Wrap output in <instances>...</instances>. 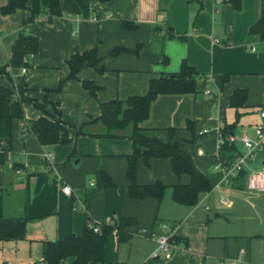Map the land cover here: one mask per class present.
I'll return each instance as SVG.
<instances>
[{
    "label": "crops",
    "instance_id": "obj_1",
    "mask_svg": "<svg viewBox=\"0 0 264 264\" xmlns=\"http://www.w3.org/2000/svg\"><path fill=\"white\" fill-rule=\"evenodd\" d=\"M6 2L0 0V8ZM89 5L98 20L41 15L27 28V9L0 11V65L8 62L20 32L38 39L31 66L24 73L10 68V78L1 75L0 84L14 89L23 81L26 98L45 102L43 109L22 103L23 120L13 122L12 151L0 164V215L27 218L23 238L0 241V264L40 263L44 241L81 235L88 223L118 224L122 216L135 220L131 236L122 242L114 232L107 237L104 264H264V189L248 190L246 178L222 182L217 133L235 121L236 135L261 122L264 34L251 31L261 0H240L238 8L229 0H89ZM92 48L97 66L84 64L77 78L68 77L69 57ZM183 61L197 71L195 91L158 94L138 126L147 137L179 142L212 188L199 193L195 205L178 204L172 186L187 183L189 176H176L169 158H151L145 165L139 157L136 183L158 180L166 188L161 200L133 198L127 178L132 124L108 129L98 119L99 102L145 95L150 79L177 72ZM83 80L97 86L95 97ZM236 89L247 91L238 119L230 106ZM57 116L67 125L68 142L42 145L32 134L18 133L23 122ZM204 129L209 131L201 133ZM263 161L264 149L249 165L258 169ZM98 169L113 187L95 188ZM65 185L69 194L62 192ZM163 224L173 231L168 259L162 251L152 255L158 247L148 236L162 233Z\"/></svg>",
    "mask_w": 264,
    "mask_h": 264
},
{
    "label": "trees",
    "instance_id": "obj_2",
    "mask_svg": "<svg viewBox=\"0 0 264 264\" xmlns=\"http://www.w3.org/2000/svg\"><path fill=\"white\" fill-rule=\"evenodd\" d=\"M106 1V0H101ZM234 8H238L240 0H229ZM27 9L29 15L23 19V26L27 28L39 16L46 15L48 20L55 16H74L91 18L98 16L91 10L89 0H7L0 8L2 14H10L15 10ZM123 26H127L124 24ZM252 32H258L262 37L264 34V0H261V13L259 19L252 25ZM168 37L172 38L173 33L169 32ZM38 50V39L33 34L22 31L15 39L11 56L7 63L0 65V76L6 75L10 78V68H21L31 66L30 60L23 59L34 55ZM118 49L113 50V53ZM99 62L94 48L84 52H75L67 60L70 78H77V72L84 64L96 67ZM197 71L185 61L181 63L180 69L171 74L160 75L149 81L148 90L145 95L129 96L122 100L115 98L105 102H99L100 115L98 119L108 129H122L132 124L131 139L133 141V152L128 156L127 178L128 194L136 199L153 197L161 200L166 186L156 180L150 184L139 185L135 180L137 159L142 158L145 165H149L151 158H169L173 173L176 176L186 174L189 176L187 183H177L172 186V200L181 205H195L198 195L201 192L211 190V185L194 165L191 157L181 149L179 142H160L154 138L147 137L141 133L138 123L147 118L150 103L158 94L165 93H190L195 91ZM61 84V82H60ZM59 84V87H60ZM82 84L88 89L91 96L95 97L97 86L91 81L83 80ZM25 83L21 81L14 89L0 84V164L7 162L12 151V127L14 121L23 120L22 103L29 100L34 106L44 108V103L35 99H28L24 96ZM58 87V88H59ZM264 94V74H263ZM247 91L236 89L230 96V106L235 108L237 119L240 109L245 106ZM264 108L263 103L259 107ZM237 122L225 125L221 130L224 138L219 145L218 155L225 165L239 154L234 143L227 141V136L234 133ZM21 137L32 134L42 145L65 143L69 141L68 128L59 116L39 117L35 120L23 122L18 128ZM245 170L238 172L234 181H244ZM95 188H110L114 186L109 175L102 169L94 173ZM2 199L0 195V210ZM26 217L5 218L0 215V241L16 240L23 238L26 234ZM135 223L132 217L122 216L118 224L102 222L100 230L94 232L87 224L81 235H69L61 240L44 241L42 244V261L35 264H104V245L107 237L115 233L118 242L130 238L129 227Z\"/></svg>",
    "mask_w": 264,
    "mask_h": 264
},
{
    "label": "built area",
    "instance_id": "obj_3",
    "mask_svg": "<svg viewBox=\"0 0 264 264\" xmlns=\"http://www.w3.org/2000/svg\"><path fill=\"white\" fill-rule=\"evenodd\" d=\"M223 0H215L216 4H220ZM94 20H98L96 17H91ZM33 55H29L23 59L24 62H28ZM21 73H24L27 70L26 66L20 68ZM205 93L210 95V90L206 89ZM259 116L261 122L251 125L250 130L241 131L239 135L231 133L227 136V141L234 143L237 146V142L241 143L242 149L239 150V154L231 161L230 164L225 165L223 162H220L218 168L222 172V182L224 184H230L234 178L237 176L238 172L241 170L246 171V188L251 191H259L264 189V166L255 169L249 165L251 159L255 156L258 151L264 149V108L259 110ZM209 129H204L201 133H207ZM219 136V145L223 143L224 138L220 132L217 130ZM238 147V146H237ZM201 149L197 150L198 154H201ZM47 154L45 157H49ZM90 185H94V181L90 182ZM70 187L65 185L62 188V192L65 194L70 193ZM222 203L229 204L228 199H220ZM108 223V222H106ZM100 223H88L89 227L92 228L94 232L100 230ZM162 233L151 232L148 234L149 238L154 240L157 243L158 250H155L152 255L157 256L159 251H162L164 258L168 259L171 256V248L174 246L172 239V229L166 225H162ZM230 264H235L231 262Z\"/></svg>",
    "mask_w": 264,
    "mask_h": 264
},
{
    "label": "water",
    "instance_id": "obj_4",
    "mask_svg": "<svg viewBox=\"0 0 264 264\" xmlns=\"http://www.w3.org/2000/svg\"><path fill=\"white\" fill-rule=\"evenodd\" d=\"M262 164L264 165V161L262 162Z\"/></svg>",
    "mask_w": 264,
    "mask_h": 264
}]
</instances>
